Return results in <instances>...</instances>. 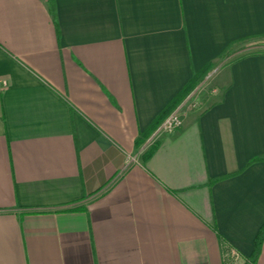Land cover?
Returning <instances> with one entry per match:
<instances>
[{
  "label": "crops",
  "instance_id": "obj_1",
  "mask_svg": "<svg viewBox=\"0 0 264 264\" xmlns=\"http://www.w3.org/2000/svg\"><path fill=\"white\" fill-rule=\"evenodd\" d=\"M56 5L0 0V264H264V0Z\"/></svg>",
  "mask_w": 264,
  "mask_h": 264
},
{
  "label": "trees",
  "instance_id": "obj_2",
  "mask_svg": "<svg viewBox=\"0 0 264 264\" xmlns=\"http://www.w3.org/2000/svg\"><path fill=\"white\" fill-rule=\"evenodd\" d=\"M56 0H50V10L54 19L57 18V7H56ZM230 48H228L223 54L222 57L226 58L230 55ZM212 69V63L205 65L198 73L194 75V77L184 86V88L179 92V94L170 102L169 106L163 110L162 115L156 120L155 126H157L162 119L171 112L174 108H176L180 102H182L189 94H191L196 87L206 78V76L210 73ZM226 177V176H223ZM216 178V179H221ZM264 243V226L261 228L256 241H255V251L253 254L254 261L257 260L261 253V248Z\"/></svg>",
  "mask_w": 264,
  "mask_h": 264
},
{
  "label": "built area",
  "instance_id": "obj_3",
  "mask_svg": "<svg viewBox=\"0 0 264 264\" xmlns=\"http://www.w3.org/2000/svg\"><path fill=\"white\" fill-rule=\"evenodd\" d=\"M3 85L6 86L7 82H3ZM189 96V98H186V100H184L167 118H165L159 131L164 133H172L176 131L183 126L184 114L187 109L192 110L200 107V100L196 98L194 92Z\"/></svg>",
  "mask_w": 264,
  "mask_h": 264
},
{
  "label": "rangeland",
  "instance_id": "obj_4",
  "mask_svg": "<svg viewBox=\"0 0 264 264\" xmlns=\"http://www.w3.org/2000/svg\"><path fill=\"white\" fill-rule=\"evenodd\" d=\"M264 51V38L250 39L240 45L235 52L231 53L228 57H236L241 54H247L252 52H263ZM236 53V54H235ZM206 87V85H202ZM201 90V88H199Z\"/></svg>",
  "mask_w": 264,
  "mask_h": 264
}]
</instances>
